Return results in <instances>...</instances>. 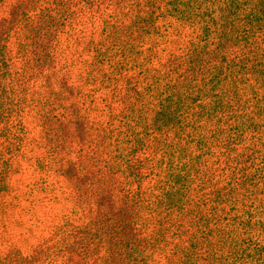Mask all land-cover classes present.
<instances>
[{"label":"trees","instance_id":"obj_1","mask_svg":"<svg viewBox=\"0 0 264 264\" xmlns=\"http://www.w3.org/2000/svg\"><path fill=\"white\" fill-rule=\"evenodd\" d=\"M33 2L41 12L38 26L27 22L28 33L50 22L67 27L74 17L67 0L45 6L48 0H20L12 12L24 17ZM86 5L93 13L110 10L94 25L87 41L93 61L79 75L104 102L106 121L97 140L79 130L90 151L61 161L59 171L88 219L74 226L79 252L67 245L66 264H85L94 253L92 264H264V0ZM2 41L10 104L0 115L2 141L20 128L12 108L23 106L25 98L14 97L20 92L43 111L46 138L62 144L56 137H70L65 116L49 112L52 102L39 107L32 98L40 92L27 85L40 77L48 95H58L53 103L77 111L66 101L74 90L67 68L76 70V62L59 59L56 66L43 47L32 52L33 63L14 71ZM156 60L159 66L149 67ZM11 143L0 149L1 165L5 150H18Z\"/></svg>","mask_w":264,"mask_h":264},{"label":"rangeland","instance_id":"obj_2","mask_svg":"<svg viewBox=\"0 0 264 264\" xmlns=\"http://www.w3.org/2000/svg\"><path fill=\"white\" fill-rule=\"evenodd\" d=\"M19 1L0 0V36L9 48L5 56L7 61L12 57L13 70L18 71L22 64L24 67L26 63L34 62L33 51L44 47V51L55 56L56 66L60 63L59 59L67 58L69 65L76 62V70H71L72 66L67 68L72 73L67 84L74 90L66 101L74 103L76 107L70 108L77 111H64V102L57 100V103H53L58 95H48V89L40 77L37 80L30 79L27 85L29 90L40 92V95L32 98L40 102L39 107L46 105L47 101L49 104L52 102L54 110L49 112L65 116L70 137L64 139L55 136L60 139V145L65 147L63 149L46 138L43 111H35L28 94L25 96L17 92L14 95L15 98L22 96L25 102L20 107L12 106L14 111L18 110L16 114L19 113L20 128L16 126L14 130L16 138L10 136L12 139H7L12 141L11 146L18 145V150H5L7 161L3 165L0 161V178H3L0 187L2 184L7 186L6 190L0 189V264H66L70 256L65 250L67 245L74 244L75 254L79 252L77 242H74V226H81L88 219L73 195L70 181L59 169L64 167L61 161L74 159L76 153L83 149L90 151L89 144L79 139V130L85 132L87 138L97 140L100 128L106 121L104 102L100 97L95 101L97 95L88 92L79 75L93 61L87 41L95 29L94 25L99 23L101 15L110 13V10L104 9L102 14L93 13L87 10L86 3L89 0H67L68 13L74 12V17L68 16L69 26L58 28L59 24L50 22L48 29L41 28L38 31L35 27L28 33L25 28L28 21L32 20L33 25L38 26L37 15L41 12V6L33 2L23 17L20 10L16 14L12 12L13 5ZM53 17L56 19L57 15ZM27 34L29 39L26 38ZM159 56L164 59V54ZM158 66L156 60L149 67ZM4 70V67L0 68V115L9 113L5 110L10 106L5 103L8 77L4 75ZM53 87L55 91L61 88L57 85ZM76 114L82 118V126L75 119ZM51 127L52 131L57 130L55 126ZM2 140L4 138L0 137V149H7V141ZM100 254L102 252L99 253L100 258L104 257ZM95 257L94 253L92 257L84 258L85 264H92Z\"/></svg>","mask_w":264,"mask_h":264}]
</instances>
